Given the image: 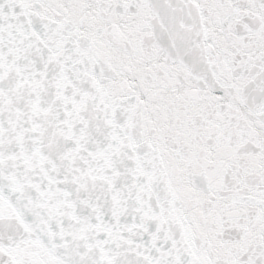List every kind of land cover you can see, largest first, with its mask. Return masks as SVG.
Here are the masks:
<instances>
[{"label": "snow or ice", "instance_id": "obj_1", "mask_svg": "<svg viewBox=\"0 0 264 264\" xmlns=\"http://www.w3.org/2000/svg\"><path fill=\"white\" fill-rule=\"evenodd\" d=\"M0 264H264V0H0Z\"/></svg>", "mask_w": 264, "mask_h": 264}]
</instances>
